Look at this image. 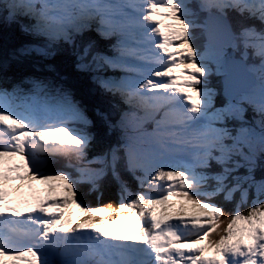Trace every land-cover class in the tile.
<instances>
[{
	"label": "snow or ice",
	"instance_id": "1",
	"mask_svg": "<svg viewBox=\"0 0 264 264\" xmlns=\"http://www.w3.org/2000/svg\"><path fill=\"white\" fill-rule=\"evenodd\" d=\"M195 7L0 0L32 37L0 51V264H264V0ZM57 52L87 97L45 74ZM106 180L119 201L87 204Z\"/></svg>",
	"mask_w": 264,
	"mask_h": 264
},
{
	"label": "trees",
	"instance_id": "2",
	"mask_svg": "<svg viewBox=\"0 0 264 264\" xmlns=\"http://www.w3.org/2000/svg\"><path fill=\"white\" fill-rule=\"evenodd\" d=\"M4 15H5V13L2 10H0V20H3ZM2 31L3 32L6 31L5 33L14 34L10 30H8V29L6 30L4 25L2 26ZM31 41H32V39H31ZM28 42H30V41H28ZM61 60L66 64V66L68 65L69 73L72 74L73 76H76L75 73H74V71H73L74 66L71 65L70 61L66 58V56L64 54H61ZM77 79H78V77H77ZM83 87H84L83 88V92L85 93L84 95L87 97V94H88V84H87L86 81H85V84H84ZM78 92L83 94L82 91H78ZM90 103H94L95 105H98L101 108H103V106H104V103L101 100H99L98 98H93L90 101ZM99 134L102 136V134H103V129L102 128L99 129ZM255 174H256L257 178H260V176L262 174H264V170H262L261 168L258 167ZM111 194H112V192H106V193L103 194V196L101 197V199H95L93 197H90V198H88L87 204H90V205H92L94 207L95 206H100V205H103V204H108V203H112L113 205H115L119 201V198H116L115 196H113ZM236 197L237 198L239 197V193L236 194ZM230 205L232 206V204H230ZM245 208L246 207L244 206L243 210H246Z\"/></svg>",
	"mask_w": 264,
	"mask_h": 264
},
{
	"label": "rangeland",
	"instance_id": "3",
	"mask_svg": "<svg viewBox=\"0 0 264 264\" xmlns=\"http://www.w3.org/2000/svg\"><path fill=\"white\" fill-rule=\"evenodd\" d=\"M161 25H162V24H161ZM200 44L202 45L203 42L200 41ZM177 71H179V70H177ZM213 72H214V71H213ZM57 73H59V75L62 76V77L64 78V75H62L59 71H56V74H57ZM216 76H217V75H216V73H215V74H212V76L209 77V87L214 88V87H213V84H212V81H216V80H217V79H216ZM214 101H215V98H214ZM88 153H90V151H89ZM14 160H15L17 163L20 162V161H19V158H14ZM262 161H263V160H262L261 157H260V162H262ZM126 175H128V176L131 177V175H129V174H126ZM130 190H131L133 193H135V192L137 191V184H135V185L133 186V188H130ZM56 191H57V193H59V194H58V197H59L60 195H62V193L60 192V190L57 189ZM110 191H112L115 195L120 196V193H119V190H118L117 186L112 187ZM97 199H99V197H97ZM249 199H251V197H249ZM174 208H176V209H174ZM195 212H196V210L194 211V213H195ZM185 213H188V214H189L188 210H185ZM164 214L167 215V216H170V217H177L178 215H183L182 213L178 212V210H177V206H176V205H173L172 207H169V206L165 205V206H164ZM200 214H203V213H200ZM124 215H127V213H125ZM184 216H185V215H184ZM92 220H97V222L99 223L100 218H99V217H94V218H92ZM125 223L128 225V227H131V222H129V221H125ZM101 226L107 228V225H106V224H105V225H101ZM128 229L130 230L131 228H128ZM206 254L211 255V253H206Z\"/></svg>",
	"mask_w": 264,
	"mask_h": 264
},
{
	"label": "bare ground",
	"instance_id": "4",
	"mask_svg": "<svg viewBox=\"0 0 264 264\" xmlns=\"http://www.w3.org/2000/svg\"><path fill=\"white\" fill-rule=\"evenodd\" d=\"M169 22H171V21L168 20L167 23H169ZM27 42H28V41H27ZM30 42H31V40H30ZM10 161H11L10 163H17V162L14 160V158H13L12 160H10ZM24 191H25V193H27V189H26V188L24 189ZM58 194H59V193H57L56 190H54L53 193H52L53 196H57V197H58ZM174 209H176V208H174ZM177 210H178V209H177ZM194 211H195V210H188L189 214H188V213H185V211H184L182 214L185 215L186 218H189V217H191V215L194 214ZM180 213H181V212H180ZM92 222H93V223H97V224H99V223L97 222V220H92ZM125 226H126V225H122V228L126 229Z\"/></svg>",
	"mask_w": 264,
	"mask_h": 264
},
{
	"label": "water",
	"instance_id": "5",
	"mask_svg": "<svg viewBox=\"0 0 264 264\" xmlns=\"http://www.w3.org/2000/svg\"><path fill=\"white\" fill-rule=\"evenodd\" d=\"M247 75V74H246ZM248 76V75H247ZM262 160L264 161V157H262Z\"/></svg>",
	"mask_w": 264,
	"mask_h": 264
}]
</instances>
